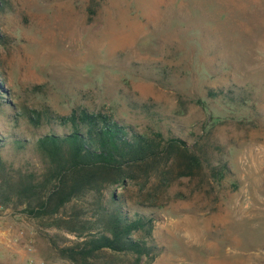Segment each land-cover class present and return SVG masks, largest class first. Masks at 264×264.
<instances>
[{"label": "rangeland", "instance_id": "374dc122", "mask_svg": "<svg viewBox=\"0 0 264 264\" xmlns=\"http://www.w3.org/2000/svg\"><path fill=\"white\" fill-rule=\"evenodd\" d=\"M8 1L0 81L19 118L0 113L8 164L45 167L36 141L51 127L29 123L25 107L103 110L141 133L180 137L202 153L200 170L125 191L156 218L158 255L141 264H264V0ZM224 164L226 176L213 177ZM91 200L46 217L30 216L17 198L0 205V264H71L60 249L80 238L61 218Z\"/></svg>", "mask_w": 264, "mask_h": 264}, {"label": "trees", "instance_id": "16d2710c", "mask_svg": "<svg viewBox=\"0 0 264 264\" xmlns=\"http://www.w3.org/2000/svg\"><path fill=\"white\" fill-rule=\"evenodd\" d=\"M9 9V1L0 0V13ZM4 94L0 81V113L17 123V114L9 113L15 105ZM218 95L209 91L211 97ZM22 114L35 126L51 127L36 141L45 167L38 173L10 166L2 153L7 141L0 133V205L17 198L30 216L46 217L62 214L74 200L90 196L89 207L82 206L75 215L61 218L65 228L80 238L74 245L61 248V255L71 264H111L112 258L105 255L115 254L127 256L131 264L154 260L158 255L155 215L138 207L145 204L143 201L129 204L125 191L133 183L144 190L152 178L164 185L194 175L204 166L197 145L191 147L180 137L166 138L161 131L141 133L103 110L82 107L60 115L25 107ZM13 142L23 147L26 141ZM174 165L179 167L175 175ZM227 172V164L212 168L213 177L224 178ZM110 187L124 192L107 195ZM88 212L91 218L83 219Z\"/></svg>", "mask_w": 264, "mask_h": 264}]
</instances>
